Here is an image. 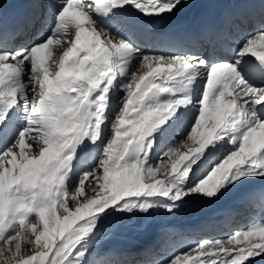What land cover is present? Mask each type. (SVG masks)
<instances>
[{
  "label": "snow or ice",
  "instance_id": "obj_1",
  "mask_svg": "<svg viewBox=\"0 0 264 264\" xmlns=\"http://www.w3.org/2000/svg\"><path fill=\"white\" fill-rule=\"evenodd\" d=\"M197 5L29 0L0 27V264H110L101 239L264 181V0L223 5L232 11L199 35L157 31ZM241 25L251 31L229 46ZM241 198L261 216L197 243L184 264H264V187Z\"/></svg>",
  "mask_w": 264,
  "mask_h": 264
},
{
  "label": "bare ground",
  "instance_id": "obj_2",
  "mask_svg": "<svg viewBox=\"0 0 264 264\" xmlns=\"http://www.w3.org/2000/svg\"><path fill=\"white\" fill-rule=\"evenodd\" d=\"M248 1L191 0V3L200 4L196 6L198 8H186L178 18H173L171 22L162 21L161 26L189 25L196 16L202 14L209 15L212 12H219L222 19L232 11V9L224 8L223 5L248 3ZM251 1L254 2V0ZM28 2L29 0H0V3L3 4V8L0 9V22L20 17L23 12L27 11ZM56 2L59 3L60 0H56ZM245 28L248 29L250 27L241 26L230 29L229 36L233 37V39L229 40V46H235L237 40L241 38L237 39V36ZM21 39L26 40L27 37L18 36L14 45L20 42ZM141 46L146 50L151 47L157 54L165 55L173 52L184 53L189 50H194L190 49L187 45L175 49L163 46L159 47L157 45L149 46L144 43H141ZM51 47L55 50V55H59L62 52L61 45L55 42H53ZM257 51H264V49H257ZM252 64L256 66L255 61ZM135 70L141 74L146 69L137 67ZM181 140L182 138L177 136L175 142H180ZM262 187H264V181L256 180L244 186L242 190L233 191L221 197L219 200L193 202L189 206H186L181 213L176 215H168L163 210L154 212L142 223V226L137 231L128 234L118 233L101 239L98 245L99 250L105 255L106 260L110 261V264H130L124 261L134 260V258L138 259V257L141 258V261L131 264H147L151 260L166 261V264H171V259H175V256L171 255L172 253L181 256L177 264H184V253L189 251L197 243L205 240V238L198 240L196 235L212 233V235H209L212 238L211 240L226 239L229 233L224 228L228 225H239L242 223L244 225L242 227L239 225L238 228L246 230L247 224L253 221L255 215V217L261 216L258 205H249L243 202L241 192L248 190L258 191ZM96 192L97 189H88L87 196H95ZM208 220H211L209 225L207 223ZM194 237H196L195 241L197 240V243L193 242ZM207 240L211 241L210 239ZM151 244H154L152 246L153 250L148 249ZM153 252L156 253L152 257H147V255ZM170 256L171 259H168ZM188 264H192V262L189 261Z\"/></svg>",
  "mask_w": 264,
  "mask_h": 264
},
{
  "label": "rangeland",
  "instance_id": "obj_3",
  "mask_svg": "<svg viewBox=\"0 0 264 264\" xmlns=\"http://www.w3.org/2000/svg\"><path fill=\"white\" fill-rule=\"evenodd\" d=\"M251 30V28H245V30H243L242 32H240V34L237 36V39L238 38H240L242 35H243V33L245 32V31H250ZM233 39V37H228V44H229V40H232ZM238 41V40H237ZM55 42V41H54ZM10 46H15L14 44L13 45H10ZM257 49L258 50H262V48H260V46L259 45H257ZM192 51H194V50H192ZM171 54H178L177 52H173V53H171ZM137 74L139 75V72H137ZM124 94L123 93H121V96H123ZM115 115H116V112L115 111H111V112H109V122L110 121H112V120H114L115 119ZM108 130L110 131V123L108 124ZM110 138V137H109ZM38 145H34V147H33V149H32V152L35 154V153H38ZM166 150V149H165ZM258 181V180H257ZM90 190L91 189H97L96 187H91V188H89ZM88 191V190H87ZM209 222H211V220H208L207 221V223H208V225L210 224ZM242 224V223H241ZM239 224L241 227L244 225V224ZM238 224H231V225H228L226 228H224V229H226L227 231H228V233H229V235L230 234H232V230L233 229H240V228H238V226H239ZM233 226H235V227H233ZM223 229V230H224ZM222 230V229H221ZM219 231V230H218ZM209 235H212V233H210V234H202V235H196V237L198 238V240L200 239V238H205V239H212V238H210L211 236H209ZM199 236V237H198ZM196 237H194V239H193V242H196L197 243V240L195 241V239H196ZM154 244H151V245H149V247H148V249L149 250H153V248H152V246H153ZM147 249V250H148ZM148 250V251H149ZM133 251H138V250H133ZM120 253V252H119ZM121 253H123V252H121ZM156 252H153V253H151L150 255H147V257H152L153 256V254H155ZM147 257H145V258H147ZM121 261H123V260H121ZM139 261H141V258H139L138 257V259H136V258H134V260H128V261H124V262H127V263H135V262H139Z\"/></svg>",
  "mask_w": 264,
  "mask_h": 264
}]
</instances>
